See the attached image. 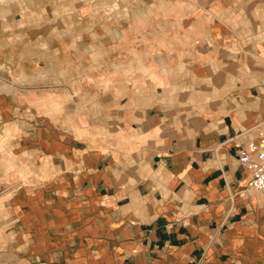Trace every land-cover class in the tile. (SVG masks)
I'll list each match as a JSON object with an SVG mask.
<instances>
[{"label": "crops", "instance_id": "obj_1", "mask_svg": "<svg viewBox=\"0 0 264 264\" xmlns=\"http://www.w3.org/2000/svg\"><path fill=\"white\" fill-rule=\"evenodd\" d=\"M94 30L36 65L64 95L23 123L51 129L29 153L51 235L0 231V264H264V196L239 163L264 132V0L133 7Z\"/></svg>", "mask_w": 264, "mask_h": 264}, {"label": "rangeland", "instance_id": "obj_2", "mask_svg": "<svg viewBox=\"0 0 264 264\" xmlns=\"http://www.w3.org/2000/svg\"><path fill=\"white\" fill-rule=\"evenodd\" d=\"M173 1L0 0V231L23 234L29 244L51 235L44 225L52 210L47 201L51 191L34 189L45 186L47 176L29 170L34 162L29 157L34 149L31 141L37 137L44 140L51 129L23 125L31 122L29 114L44 116L52 98L61 101L64 96L62 90L48 87L44 77H35L37 68L45 76L47 67L52 66L50 45L77 38L78 25L86 27L83 38H87L85 34L94 38L99 24L124 23L133 7ZM252 194L263 200L257 192L252 190Z\"/></svg>", "mask_w": 264, "mask_h": 264}, {"label": "built area", "instance_id": "obj_3", "mask_svg": "<svg viewBox=\"0 0 264 264\" xmlns=\"http://www.w3.org/2000/svg\"><path fill=\"white\" fill-rule=\"evenodd\" d=\"M239 163L251 173L248 188L264 196V132L239 152Z\"/></svg>", "mask_w": 264, "mask_h": 264}]
</instances>
